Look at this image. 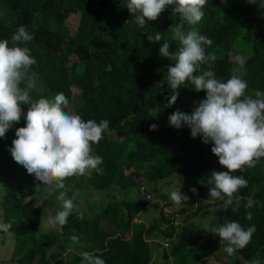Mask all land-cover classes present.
<instances>
[{
	"label": "trees",
	"instance_id": "16d2710c",
	"mask_svg": "<svg viewBox=\"0 0 264 264\" xmlns=\"http://www.w3.org/2000/svg\"><path fill=\"white\" fill-rule=\"evenodd\" d=\"M125 3L0 0V40H10L20 25L33 34L28 46L37 60L33 70L40 80L38 91L32 93L34 99H51L63 93L71 106L66 110L85 121L110 122L91 152L103 157V174L90 170L79 184L72 183L71 177L65 179V184L72 183L76 197L87 198L90 191L125 193L134 186L138 189L143 180L170 176L181 183L190 180L194 188L209 194L211 172L227 170L211 152L213 144L203 143L200 136L193 138L187 126L177 129L168 122V116L177 109L190 113L206 98L205 91L197 92L186 82L180 85L175 104L168 103L172 90L167 84V66L174 62L162 57L159 49L164 40L170 43V51L179 46L169 28L181 23L180 17L168 6L155 21L140 26ZM203 11L202 20L195 26L184 22V30L194 28L213 41L208 51L217 57L213 69L216 77L227 81L235 70L247 81L248 94L256 89L264 91V9L247 0H207ZM72 16L73 27L66 23ZM157 32L163 40L150 42L148 37L154 38ZM237 54L242 55V65L234 58ZM206 69L202 64L200 72ZM21 107L26 113L29 106ZM151 124H156L157 130L150 131ZM23 126L26 120L22 114L19 123L0 138V174L6 181L0 197V224L12 225L8 234L0 231V262L81 264V253L90 252L106 264H149L148 237L157 232L171 239L167 252L161 255L165 259L169 256L171 264H211V253L217 250L224 254V264H249L253 258L264 264V157L255 168L245 166L243 171L232 173L248 180L239 194L251 197L256 204L245 208L246 200H242L239 211L233 212L231 207H220L223 201L213 198L214 211L206 236L192 246H188V238L194 224L177 225L173 214L165 215L160 210L157 221L146 226L133 221L148 203L145 196L136 200L111 196L91 216L81 219V213L73 211L65 225L46 228L42 222L46 220L45 209L29 203L31 199L44 201L46 186L15 162L8 151L16 138L15 129ZM183 210L175 212L183 214ZM226 220L256 228L251 242L235 256L224 251L227 242L221 243L212 232ZM103 221L112 225L110 231L101 227ZM176 226L179 230L175 232ZM73 235L80 237L79 243L71 241Z\"/></svg>",
	"mask_w": 264,
	"mask_h": 264
},
{
	"label": "clouds",
	"instance_id": "9594fccd",
	"mask_svg": "<svg viewBox=\"0 0 264 264\" xmlns=\"http://www.w3.org/2000/svg\"><path fill=\"white\" fill-rule=\"evenodd\" d=\"M247 3L264 9V0H247ZM206 4L207 0H126L125 6L140 26L146 21H155L168 6L179 15L181 23L169 28L179 46L170 51V43L164 40L159 49L162 57L174 62L167 66V84L172 90L168 103L175 104L180 94L178 89L186 82L197 92L205 91L206 98L197 102L190 113L177 109L170 114L169 126L177 129L187 126L193 138L200 136L203 143L213 144L211 152L227 170L211 172L207 181L209 196L223 201L220 205L223 209L231 207L237 212L242 200H246L245 208L256 204L251 197L239 194L240 189L247 187L248 180L232 173L243 171L245 166L255 168L264 157V91L256 89L248 94L247 81L235 70L227 81L217 78L213 70L217 57L208 51L213 41L194 28L184 30V22L195 26L202 20ZM33 39L27 27L20 25L10 40H0V138L19 123L23 114L26 126L15 129L16 138L8 151L14 161L34 174L50 193L65 189L66 178L84 176L90 170L103 174V157L91 152L92 145L103 139L110 122L85 121L66 110L71 106L63 93L51 99L47 96L33 98L32 93L38 91L40 84L39 75L33 70L37 60L28 46ZM148 40L159 42L163 37L157 32ZM239 63L242 65L244 61ZM202 64L207 65V69L200 72ZM21 105L29 106L26 113ZM157 127L151 124L149 130H157ZM190 191L198 192L194 187ZM57 198L61 201V210L46 219V227L65 225L75 208L73 198H67L66 191H60ZM170 199L181 204L190 197L179 189L171 192ZM11 227V223L0 224V231L8 234ZM255 231L254 225L244 227L238 221L227 220L212 228L221 243L227 242L224 251L229 256H235L246 247ZM70 239L75 244L80 237L73 235ZM81 264H106V261L93 253L82 252ZM249 264H260V261L253 258Z\"/></svg>",
	"mask_w": 264,
	"mask_h": 264
},
{
	"label": "rangeland",
	"instance_id": "374dc122",
	"mask_svg": "<svg viewBox=\"0 0 264 264\" xmlns=\"http://www.w3.org/2000/svg\"><path fill=\"white\" fill-rule=\"evenodd\" d=\"M75 17H68L66 19V23L69 26L73 27ZM220 53V51H219ZM236 61L243 60L242 55L237 54L235 57ZM230 58V59H234ZM240 65V63L238 64ZM185 104H180L183 106ZM107 133V132H106ZM143 170V167H140ZM143 172V171H142ZM72 183H81L79 182L82 179V176H73ZM28 182V180L25 178ZM75 180V181H74ZM6 181L3 178V174H0V197L3 191L6 188ZM72 183H66V188L63 190H54L52 192H45L44 193V201L39 199H31L29 203L37 204L42 206L45 209L43 212V217H54L58 210H61V201L58 200V195L60 191H66L67 198H73V202L75 208L73 211L77 213L83 214V216H91L96 211L101 208L107 201L111 199V196L115 197V199H125V200H136L139 199L140 196L147 198L148 203L139 211L137 218L133 221H139L143 223L145 226L149 225L153 221H157L159 218L160 210H162L163 214L165 215H175L174 223L183 224L186 222H191L195 226V230L190 234L188 238V246H192L197 242L201 241L205 238L207 233V228L209 225V220L213 216L214 205H213V198L209 196L206 190H198L197 194H193L190 189L193 188L192 181L189 182H177L174 176H170L164 180H143L139 185L138 189L131 187L128 191L118 192L117 190H113L112 195L110 193H106L105 191H90L87 198L83 196L76 197L74 194V190L72 187ZM83 184V182H82ZM85 185V184H83ZM86 187V186H85ZM190 197V199L181 204H175L170 199V194L172 191L179 190ZM86 190H88L86 188ZM148 195V197H146ZM47 197V198H45ZM182 208L184 209L183 214L176 213V209ZM43 220L42 222H45ZM45 226V225H44ZM162 226V225H161ZM175 226V225H174ZM46 227V226H45ZM101 227L105 231H110L112 225H108L106 222H102ZM48 228V227H46ZM179 227H175V232L178 231ZM148 245H149V256L150 261L149 264H171V258L168 256L166 259L163 258L162 252H167L170 244L171 239L164 238L162 234L153 232L148 237ZM167 241V245L164 246L163 242ZM212 255V256H211ZM211 256L212 263L211 264H224L225 257L222 252L212 251ZM0 264H14L11 262H0Z\"/></svg>",
	"mask_w": 264,
	"mask_h": 264
},
{
	"label": "built area",
	"instance_id": "2783aa9c",
	"mask_svg": "<svg viewBox=\"0 0 264 264\" xmlns=\"http://www.w3.org/2000/svg\"><path fill=\"white\" fill-rule=\"evenodd\" d=\"M146 197H148V195H146ZM163 245H164V246L167 245V241H166V240L163 242Z\"/></svg>",
	"mask_w": 264,
	"mask_h": 264
}]
</instances>
